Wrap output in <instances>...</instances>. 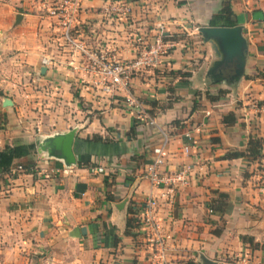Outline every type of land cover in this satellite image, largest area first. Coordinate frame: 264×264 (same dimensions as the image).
Segmentation results:
<instances>
[{
	"label": "crops",
	"instance_id": "1",
	"mask_svg": "<svg viewBox=\"0 0 264 264\" xmlns=\"http://www.w3.org/2000/svg\"><path fill=\"white\" fill-rule=\"evenodd\" d=\"M58 2L0 0V151L35 145L0 175V264H149L147 240L138 228L134 237L127 235L126 222L149 196L159 197L144 172L160 135L145 117H136L127 96L171 137L163 170L190 169L189 184L170 203L160 200L156 211L169 237L168 263L223 264L247 255L251 264H264V156L258 162L223 158L244 151L251 136L264 139V81L256 77L264 68V0H83L74 35L92 52L130 59L132 37L151 41L157 33L174 45L161 67L135 74L128 93L112 96L102 93L90 63L83 61V73L69 66L72 57L47 14ZM227 4L229 21L242 27L247 42L244 73L233 84L208 75L218 51L197 33L227 27L209 24ZM45 55L54 67L40 65ZM35 76L52 95L65 94L83 76L90 109L74 105L78 124L29 133V123L40 118L25 113L21 94ZM219 92L217 100L207 99ZM4 100L11 106L4 107ZM94 110L99 118H85ZM229 113L236 121L225 125ZM73 128L75 164L40 151L45 139ZM187 130L194 145L185 153ZM17 167L22 170L13 172Z\"/></svg>",
	"mask_w": 264,
	"mask_h": 264
},
{
	"label": "built area",
	"instance_id": "2",
	"mask_svg": "<svg viewBox=\"0 0 264 264\" xmlns=\"http://www.w3.org/2000/svg\"><path fill=\"white\" fill-rule=\"evenodd\" d=\"M82 1L59 0L53 8L47 11L48 17L54 19L58 25L59 38L64 50L72 57L69 66L73 70L83 73V61L90 63L100 79L102 93L112 96L115 92L128 93L131 79L135 74L161 67L168 51L174 47L173 43L163 39L161 33H157L151 41H146L143 36L135 35L132 37L131 48L134 51V56L130 59L119 60L114 54L101 51L92 52L81 39L74 35ZM75 63L76 65H74ZM40 65L48 68L54 67L55 63L50 56L45 55L41 57ZM126 102L129 107L134 109L137 118L145 117L147 123L155 128L160 135L159 143L152 150L153 159L144 172V177L149 181L151 187L159 192V197L149 196L144 201L140 214L135 220L138 230L142 231L150 246L149 264H169L166 256L169 237L163 233L156 217V211L160 200L170 203L175 193L189 184L190 169L185 167L173 173L163 170L167 147L171 139L169 133L157 125L155 118L145 116L141 105L134 97L127 96ZM253 107L255 108L256 105ZM195 130L198 131L197 128ZM182 136L188 143L183 147V150L188 153L194 145L191 130L185 131ZM21 170V167H17L13 172ZM92 171L102 173L103 169L93 168ZM223 264L251 263L247 255H239L236 257V262L231 260L225 261Z\"/></svg>",
	"mask_w": 264,
	"mask_h": 264
},
{
	"label": "water",
	"instance_id": "3",
	"mask_svg": "<svg viewBox=\"0 0 264 264\" xmlns=\"http://www.w3.org/2000/svg\"><path fill=\"white\" fill-rule=\"evenodd\" d=\"M205 43L214 42L218 51L219 60L209 69L208 75L218 82L233 84L238 82L245 69V54L247 42L242 35V27H201L197 29ZM45 69H41L43 75ZM3 106H11L10 100H4ZM76 129H70L64 134L48 137L39 144L40 151L47 152L50 156L62 158L66 165L75 164L72 144ZM77 232V231H76Z\"/></svg>",
	"mask_w": 264,
	"mask_h": 264
},
{
	"label": "rangeland",
	"instance_id": "4",
	"mask_svg": "<svg viewBox=\"0 0 264 264\" xmlns=\"http://www.w3.org/2000/svg\"><path fill=\"white\" fill-rule=\"evenodd\" d=\"M212 62L213 61L208 62L207 67L208 65L210 66ZM76 79L78 80L76 82L77 86L73 85L68 91H66L65 94L61 93L60 95L57 94L59 95L57 96L52 95V90L46 89V85H44V82L38 81L37 76L34 77V80L32 79V77L29 78V80L27 81L30 83L27 86L28 90H25L26 88L22 90V93L24 95L21 94V100H26L27 107L24 109L25 113L29 111L34 112L37 117L40 118L39 120H35V118L32 120L33 122L40 121L39 124L29 123V133L38 134V126H42V130L44 131L47 130V132L53 133L56 132V130L61 125H64L67 129V127L69 126L78 124V121L80 120L79 118H77V116L80 113L74 107V105L76 104L81 112L86 111V109H90V105L88 103L84 104L83 101V99H86L83 98V82H81L83 81V76H77ZM23 83L24 81L22 82V84ZM11 97L14 98L15 96L12 95ZM99 113L100 112L96 110L91 111V113L85 118L93 116L99 118Z\"/></svg>",
	"mask_w": 264,
	"mask_h": 264
},
{
	"label": "trees",
	"instance_id": "5",
	"mask_svg": "<svg viewBox=\"0 0 264 264\" xmlns=\"http://www.w3.org/2000/svg\"><path fill=\"white\" fill-rule=\"evenodd\" d=\"M233 15L230 10L229 5H225L222 9L214 16H212L209 24L212 26H227L231 27L234 25V22L229 21V17ZM257 78L264 81V68L261 71L257 72ZM223 92H219L217 96L212 97L207 95V99L209 101H215L221 97ZM236 117L233 113H229L222 118V123L225 125H231L235 123ZM264 144V139L261 137H249L246 149L244 151H229L227 152L223 158L226 160H234L238 158H246L251 162H258L264 156L262 153V148ZM35 150L34 144H22V145H14V146H5L3 150L0 151V175L9 172L13 163L17 159L25 158L33 153ZM223 198H226V195H221ZM222 204L217 206L218 212L222 213L223 209L221 207ZM126 234L134 237L135 233L132 231L138 228L137 221L135 219H128L126 222ZM216 232V231H215Z\"/></svg>",
	"mask_w": 264,
	"mask_h": 264
}]
</instances>
